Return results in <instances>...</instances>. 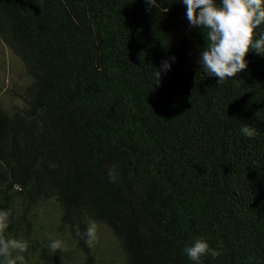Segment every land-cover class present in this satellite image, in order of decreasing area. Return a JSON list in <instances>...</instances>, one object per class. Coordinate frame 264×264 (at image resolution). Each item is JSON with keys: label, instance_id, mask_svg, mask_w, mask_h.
Segmentation results:
<instances>
[{"label": "trees", "instance_id": "1", "mask_svg": "<svg viewBox=\"0 0 264 264\" xmlns=\"http://www.w3.org/2000/svg\"><path fill=\"white\" fill-rule=\"evenodd\" d=\"M185 11L0 0V48L22 77L0 80V209L26 264H99L100 228L116 244L104 264H193L183 249L196 237L220 252L203 264H264V57L250 50L218 84ZM93 222L89 247L76 227ZM54 239L66 250L53 253Z\"/></svg>", "mask_w": 264, "mask_h": 264}, {"label": "clouds", "instance_id": "2", "mask_svg": "<svg viewBox=\"0 0 264 264\" xmlns=\"http://www.w3.org/2000/svg\"><path fill=\"white\" fill-rule=\"evenodd\" d=\"M158 0H146L156 7ZM185 7L189 25L204 29L206 47L200 51L198 62L208 76L218 78V84L234 78L247 69L245 59L250 50L264 57V0H175ZM260 29V31H256ZM172 60L161 62L156 69L155 79L160 81L162 74L171 70ZM243 137L252 139L257 135L254 126L245 124L240 129ZM111 176V173H110ZM115 180V177H112ZM10 210L0 209V264H26L25 256L28 243L23 239L5 238L9 227ZM76 235L85 239L89 247L94 246L97 235L95 223H90L81 233L76 227ZM49 248L53 253L65 251L66 245L60 239L51 240ZM184 254L193 264H203L202 258L220 256L219 250L212 248L206 239L196 237L185 245ZM15 253V255H13Z\"/></svg>", "mask_w": 264, "mask_h": 264}, {"label": "rangeland", "instance_id": "3", "mask_svg": "<svg viewBox=\"0 0 264 264\" xmlns=\"http://www.w3.org/2000/svg\"><path fill=\"white\" fill-rule=\"evenodd\" d=\"M0 53L3 54L5 61L7 62L6 68H2L0 66V80H3L5 84H8L9 88L18 87V84L22 80L20 69L15 65V61L10 60V57H11L10 54H8L6 51L2 53L1 48H0ZM6 77L9 79V82L5 80ZM98 232H99V238H101L102 246L104 248L99 250V254L96 260L98 261V258L101 257L100 259L101 261L100 262L98 261V262L99 264H104L103 258L105 256H103V253L105 251V248L109 247L115 250L116 244H115V241L112 240L105 231H101V228L98 229ZM115 257H117V252L115 253Z\"/></svg>", "mask_w": 264, "mask_h": 264}]
</instances>
